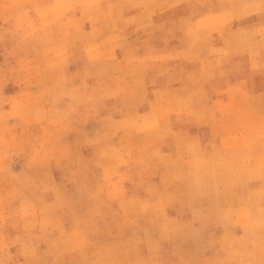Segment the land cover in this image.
I'll use <instances>...</instances> for the list:
<instances>
[{
	"label": "rangeland",
	"instance_id": "1",
	"mask_svg": "<svg viewBox=\"0 0 264 264\" xmlns=\"http://www.w3.org/2000/svg\"><path fill=\"white\" fill-rule=\"evenodd\" d=\"M0 264H264V0H0Z\"/></svg>",
	"mask_w": 264,
	"mask_h": 264
}]
</instances>
